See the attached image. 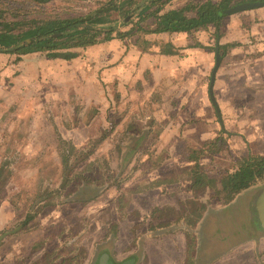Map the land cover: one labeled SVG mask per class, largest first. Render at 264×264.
Segmentation results:
<instances>
[{"label": "rangeland", "instance_id": "rangeland-1", "mask_svg": "<svg viewBox=\"0 0 264 264\" xmlns=\"http://www.w3.org/2000/svg\"><path fill=\"white\" fill-rule=\"evenodd\" d=\"M105 1L50 0L42 14L36 15H81ZM184 1L170 0L168 6L178 7ZM240 1L244 0L234 3ZM243 13L232 17L240 21V15H246ZM230 19L225 18L224 26ZM117 21L119 24L120 19ZM129 27L120 25L119 29ZM209 39L213 46L214 40ZM15 72L11 63H0V264H94L104 250L121 259L137 247L148 216L156 221L162 215L185 219L192 210L198 213L193 218L201 216L202 226L211 227L207 224L213 220L209 239L223 243L215 249L207 246L205 254L226 250L233 240L223 237L233 233L232 226L246 222V231L234 235L236 242L243 236L264 234V177L238 190L229 201L222 189L221 179L232 173L242 158L229 159L238 149L233 132L228 135L229 143L220 133L216 145L187 149L194 143L186 136L181 138L183 128L178 126L187 113L179 117L181 112L177 115L173 107L170 110L173 97L131 96L125 89L116 97V91L104 84V93L98 89V100L94 97L97 114L92 95L62 99L45 94L40 87L22 93L19 83L13 81ZM239 83V79L232 82L234 91ZM70 92L77 94L78 90ZM194 102L201 104V99ZM247 115L254 121L255 113ZM198 129L206 128L203 124ZM200 149L219 153L223 160L200 166L214 182L192 185L191 200L184 198L177 205L168 200L161 209L158 195H137L148 187L146 176L177 171L174 175L185 177L188 167L183 166L184 160L190 151L197 154ZM28 215L31 217L24 223ZM220 219L222 224L216 225ZM262 243L255 240L229 247L215 264H264ZM49 251L51 255L46 257ZM92 251H98V256H92Z\"/></svg>", "mask_w": 264, "mask_h": 264}, {"label": "crops", "instance_id": "crops-1", "mask_svg": "<svg viewBox=\"0 0 264 264\" xmlns=\"http://www.w3.org/2000/svg\"><path fill=\"white\" fill-rule=\"evenodd\" d=\"M242 12L246 14L239 17L243 21L241 19L239 21L238 17H229L232 18L230 23H225L220 37L213 46L209 45V37L213 39V27L210 26L206 30L191 34L186 32L134 34L128 37L127 41L113 38L75 48L76 55L70 58L49 57L45 52H28L15 56L2 53L0 63H11L16 71L13 81L19 83L22 93L29 88L40 87L38 89L46 92L45 94L59 95L62 99L69 96L84 99L92 95V99L97 97L98 100V89L104 93L105 84L106 89L116 91V97L123 94L121 93L123 89L125 94L131 96L173 97L170 101V110L173 107L172 111L177 115L181 112L179 117L187 113L188 122L182 119L183 122L178 125L179 128H183L181 138L186 136L189 138L188 142L194 143L192 147L187 146V149H194L199 144L216 145L219 143L216 136L220 133L227 137L229 143L228 135L233 132L237 138L235 143L238 149L234 150L237 156L232 154L229 159L235 160L237 157L239 160L247 154L248 148L251 153L264 155V6ZM216 43L221 61L215 74L213 95L222 123L219 122L209 95V77L214 64ZM228 43L234 45L226 48L219 46ZM228 78L230 80H227ZM235 79L240 80L237 91H234L236 88L232 84ZM75 89L78 90L77 94L70 92ZM90 90L92 93H89ZM229 91L231 93H228ZM95 99L94 112L98 114V101ZM197 99H201V104L194 102ZM252 112L255 113L254 121L247 115ZM258 113H261L260 116ZM200 117L207 123L201 121ZM251 123L252 125H249ZM203 124L206 129L199 130ZM229 126L235 130L230 131L227 128ZM192 155L194 153L190 151L184 160L183 166H187L188 169L184 170L187 175L182 177L183 179L174 175L177 171L171 175H168L167 171L154 177L146 176L148 187L139 190L137 195L145 198L158 195L161 202L157 205L161 209L166 208L168 200L177 205V201L190 199L193 196L191 193L193 189L189 174L191 166L195 164ZM216 159L223 160L219 153L203 150L196 161L201 166L206 161L214 163ZM152 175L153 173L149 176ZM183 181L186 186H183ZM173 192L175 196L171 194ZM210 206L213 209L215 207ZM193 211H190L185 219L184 216L174 218L162 215L156 221L154 217L148 216L147 226L136 242L137 247L128 251L123 258L115 259L114 264H215L229 247L230 250L248 241L264 242V234L255 237L243 236L242 240L236 242L234 235L246 231L245 222L243 225H235V228L232 226L233 233L227 232L228 234L223 237L226 240H233L231 242L229 240L225 251L205 254L207 246L215 249L221 247L223 243L220 245L217 239L215 241L209 239L213 220L207 224L211 227L202 226L199 220L201 216L196 215L193 218V214H198L197 211L194 213ZM220 222L222 224L221 219L216 225ZM250 222L252 225L253 219ZM103 252L100 254L106 253L108 260L113 258L109 251ZM91 254L98 256V251H92ZM97 263L98 259L94 264Z\"/></svg>", "mask_w": 264, "mask_h": 264}, {"label": "trees", "instance_id": "trees-1", "mask_svg": "<svg viewBox=\"0 0 264 264\" xmlns=\"http://www.w3.org/2000/svg\"><path fill=\"white\" fill-rule=\"evenodd\" d=\"M49 1L0 0V52H45L49 57L70 58L76 55L75 48L113 38L126 39L134 34L159 32L191 34L210 26L213 27L215 44L224 29L225 18L236 14L225 13L226 9L236 4L234 0H185L178 7L168 6L170 0H106L100 7L81 15L37 16L42 14L43 6ZM118 19L120 25L130 24V27L119 29ZM233 45L228 43L219 46L226 48ZM200 150L192 155L195 164L191 166L189 175L193 186L214 182V179L199 169L196 160L203 153ZM263 177L264 155L248 152L234 171L221 179L227 201L238 190L249 187ZM30 217L28 215L24 223ZM50 255L48 253L46 257ZM103 260L106 264L115 262L112 257L108 260L106 253L99 255L97 264Z\"/></svg>", "mask_w": 264, "mask_h": 264}, {"label": "water", "instance_id": "water-1", "mask_svg": "<svg viewBox=\"0 0 264 264\" xmlns=\"http://www.w3.org/2000/svg\"><path fill=\"white\" fill-rule=\"evenodd\" d=\"M263 5H264V1H259V0L242 1V2H239V3H236L232 6H230L228 9L225 10V13H227V14L235 13V12L244 11V10H248V9L258 8V7L263 6ZM214 55H215L214 64H213V67H212V70L210 73V77H209V95H210V99H211V101H212V103L216 109V112H217V115L219 118V122L222 123V120L220 118V111L218 109V105H217L215 98H214V95H213V83H214V79H215V74H216V71H217L218 66L220 64V61H221V55L219 54L217 43L214 47ZM259 209H260V207L258 206V210ZM101 264H106V263L104 261V262H101Z\"/></svg>", "mask_w": 264, "mask_h": 264}]
</instances>
